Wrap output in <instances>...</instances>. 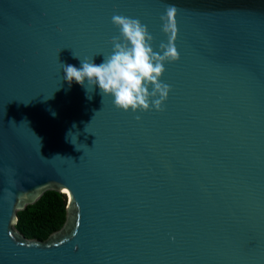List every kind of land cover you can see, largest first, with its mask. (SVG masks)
<instances>
[{
  "label": "water",
  "instance_id": "obj_1",
  "mask_svg": "<svg viewBox=\"0 0 264 264\" xmlns=\"http://www.w3.org/2000/svg\"><path fill=\"white\" fill-rule=\"evenodd\" d=\"M169 5L162 111L64 79L111 54L113 15L159 52ZM48 190L65 221L26 238ZM0 264H264V0H0Z\"/></svg>",
  "mask_w": 264,
  "mask_h": 264
},
{
  "label": "clouds",
  "instance_id": "obj_2",
  "mask_svg": "<svg viewBox=\"0 0 264 264\" xmlns=\"http://www.w3.org/2000/svg\"><path fill=\"white\" fill-rule=\"evenodd\" d=\"M177 15L178 9L169 5L160 18L168 41L160 43L159 52L154 49V37L144 23L128 16L113 15L112 23L120 35L110 41L113 45L111 54L104 56L100 64H96L93 58L80 59L79 68L62 64L64 79L70 84L87 85V91L98 86L101 95L113 97L115 107L123 111H150L153 107L162 111L171 92V87L162 82L165 64L180 59L175 43Z\"/></svg>",
  "mask_w": 264,
  "mask_h": 264
},
{
  "label": "trees",
  "instance_id": "obj_3",
  "mask_svg": "<svg viewBox=\"0 0 264 264\" xmlns=\"http://www.w3.org/2000/svg\"><path fill=\"white\" fill-rule=\"evenodd\" d=\"M16 229L26 238L46 239L63 225L66 218L64 193L45 191L33 204L18 210Z\"/></svg>",
  "mask_w": 264,
  "mask_h": 264
}]
</instances>
